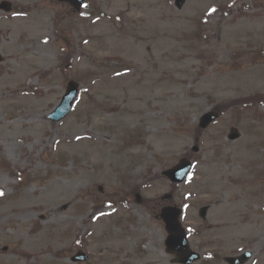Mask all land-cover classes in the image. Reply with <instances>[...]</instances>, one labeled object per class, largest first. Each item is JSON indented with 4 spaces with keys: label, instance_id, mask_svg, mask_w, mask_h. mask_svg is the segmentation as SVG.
<instances>
[{
    "label": "rangeland",
    "instance_id": "1",
    "mask_svg": "<svg viewBox=\"0 0 264 264\" xmlns=\"http://www.w3.org/2000/svg\"><path fill=\"white\" fill-rule=\"evenodd\" d=\"M10 1L0 11V264H76V239L84 264H177L158 216L171 192L201 254L193 264L245 250V264H264V107L228 109L264 94V0H89L79 12ZM69 79L79 93L51 122ZM213 108L218 119L199 131ZM232 125L241 136L228 141ZM185 155L192 169L172 189L162 171Z\"/></svg>",
    "mask_w": 264,
    "mask_h": 264
},
{
    "label": "water",
    "instance_id": "2",
    "mask_svg": "<svg viewBox=\"0 0 264 264\" xmlns=\"http://www.w3.org/2000/svg\"><path fill=\"white\" fill-rule=\"evenodd\" d=\"M70 2L76 9L80 8L81 3L83 0H62ZM182 0H177V6H180ZM1 8L5 10H10V4L8 2H3ZM2 58L0 57V61ZM77 92V84L73 81H69L66 93L62 97L60 104L56 107V109L50 114V118L54 121L60 120L65 114L69 111L71 107V103L73 98L75 97ZM216 114L214 113H206L201 117L200 126L206 127L213 119H215ZM239 136V133L236 129L232 128L230 133L228 134L229 139H235ZM197 148L194 147V150ZM190 162L187 159H181L177 165L172 167L169 170L164 171V174L173 182H181L185 177L186 173L190 169ZM206 212V207L200 210V215L204 217ZM161 218L165 222L166 230L169 232V236L166 239V245L169 250H178L181 253L180 261L189 264L190 262L199 258V255L195 252L189 250L187 241H186V234L179 222L180 210L176 207H163L160 213ZM250 256L249 253L244 254L242 257L238 259H229L230 263L242 262L246 260ZM87 259L86 254L81 251H78L74 256H72V261H82Z\"/></svg>",
    "mask_w": 264,
    "mask_h": 264
},
{
    "label": "bare ground",
    "instance_id": "3",
    "mask_svg": "<svg viewBox=\"0 0 264 264\" xmlns=\"http://www.w3.org/2000/svg\"><path fill=\"white\" fill-rule=\"evenodd\" d=\"M127 117H129V116H127ZM239 204L240 203H238V202H232L231 207L234 208V207L238 206ZM224 209H225V207L223 206V209L222 210H224ZM228 210H229V207H228Z\"/></svg>",
    "mask_w": 264,
    "mask_h": 264
},
{
    "label": "snow or ice",
    "instance_id": "4",
    "mask_svg": "<svg viewBox=\"0 0 264 264\" xmlns=\"http://www.w3.org/2000/svg\"><path fill=\"white\" fill-rule=\"evenodd\" d=\"M86 7V6H85ZM216 11V9L215 8H211V9H209V14H211V13H213V12H215ZM3 193H0V195H2ZM103 214V213H102Z\"/></svg>",
    "mask_w": 264,
    "mask_h": 264
}]
</instances>
